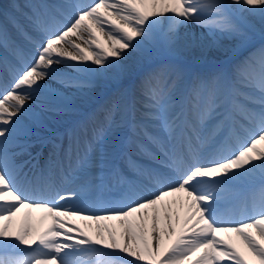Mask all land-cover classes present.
Segmentation results:
<instances>
[{
  "label": "snow or ice",
  "instance_id": "1",
  "mask_svg": "<svg viewBox=\"0 0 264 264\" xmlns=\"http://www.w3.org/2000/svg\"><path fill=\"white\" fill-rule=\"evenodd\" d=\"M25 7L0 24V264H264V46L190 86L182 68L162 66L142 80V100L121 93L103 120L69 128L63 160L61 144L40 140L55 150L46 170L17 162L30 155L21 137L73 111L75 96L121 79L129 61L202 48L182 26L207 28L213 44L243 46L257 23L264 34V0ZM244 188L252 191L238 198Z\"/></svg>",
  "mask_w": 264,
  "mask_h": 264
},
{
  "label": "bare ground",
  "instance_id": "2",
  "mask_svg": "<svg viewBox=\"0 0 264 264\" xmlns=\"http://www.w3.org/2000/svg\"><path fill=\"white\" fill-rule=\"evenodd\" d=\"M14 3V2H13ZM165 28L167 27V21H164V25ZM179 32L182 36L184 35H188L189 37L191 35H195L197 38H202V43H203V47L200 48H196L193 51L189 52V53H178L176 55L180 56L181 58L184 59H188V58H192L198 55H202L203 57H207V58H212V59H216V60H220V61H224L223 59L229 58L231 56V54H233L235 51L239 50L240 48L237 47H241L240 41L233 43L232 45L234 46L233 48H228L227 49V45L231 44L232 41H238L236 39H229V38H219L217 40V42L215 44H213V38L211 36H209L208 34V29L202 26H199L197 24L194 23H189L186 26H182L179 29ZM259 34H262L260 31V26L257 23L256 24V31ZM258 36V35H256ZM257 42H254V44H251V47H254L256 45ZM253 45V46H252ZM249 48V49H250ZM164 51H161L160 53L154 55L150 60H155L157 57H159V55H161ZM147 61L141 62V63H135L134 61H129L128 63L130 64V69L129 71L119 80H106L103 84L104 86V90H106L110 85H114L117 84L121 85V88L123 89V92H125L124 89H126V86H128L134 79H136L135 75L138 71V67L139 65L145 64ZM61 71H65V72H71V69L69 68H61ZM53 87H59V85L53 83ZM94 90V89H93ZM83 99H86L85 97H81L79 95L75 96L73 99V102L76 101H81ZM34 108H36L35 105H33ZM38 109V108H37ZM69 113L64 114L63 116H67ZM60 116L62 115H58L56 116L57 119L59 118L60 120ZM62 118V117H61ZM59 120H57L56 122H58ZM37 212V211H36Z\"/></svg>",
  "mask_w": 264,
  "mask_h": 264
}]
</instances>
